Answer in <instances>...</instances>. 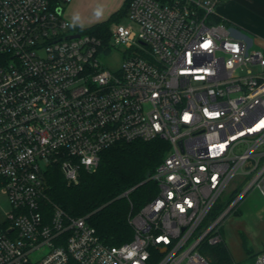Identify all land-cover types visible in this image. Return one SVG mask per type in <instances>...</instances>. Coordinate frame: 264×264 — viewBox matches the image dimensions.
<instances>
[{"label": "built area", "instance_id": "obj_1", "mask_svg": "<svg viewBox=\"0 0 264 264\" xmlns=\"http://www.w3.org/2000/svg\"><path fill=\"white\" fill-rule=\"evenodd\" d=\"M71 2L0 0V264H211L222 222L248 193L264 200V51L219 17L222 0H132L108 40L74 28ZM116 47L111 70L99 56ZM156 139L170 153L129 243L48 199L49 165L77 184L104 150Z\"/></svg>", "mask_w": 264, "mask_h": 264}, {"label": "trees", "instance_id": "obj_2", "mask_svg": "<svg viewBox=\"0 0 264 264\" xmlns=\"http://www.w3.org/2000/svg\"><path fill=\"white\" fill-rule=\"evenodd\" d=\"M131 2L125 0L106 21L84 29L74 28L108 40L111 25L128 16ZM169 150L168 142L162 139L116 144L101 153L96 171L81 170L79 182L71 185L59 164L49 165L44 171L47 197L71 217L85 218L104 243H129L134 237L130 217L158 196L153 175ZM203 253L211 264L233 262L225 241L205 247Z\"/></svg>", "mask_w": 264, "mask_h": 264}, {"label": "rangeland", "instance_id": "obj_3", "mask_svg": "<svg viewBox=\"0 0 264 264\" xmlns=\"http://www.w3.org/2000/svg\"><path fill=\"white\" fill-rule=\"evenodd\" d=\"M123 1L124 0H82L79 13L91 22H97L104 18V20H106L109 19L112 13L121 8ZM216 11L218 13L219 6L216 8ZM121 23L130 24V20L126 17ZM84 25L87 27V24ZM84 25L82 27H84ZM232 27L247 35L253 42L252 47L257 49L255 39L248 32L237 26L232 25ZM125 52L126 49L124 47H116L109 55L101 53L99 58L107 68L116 70L120 68ZM168 153H170V150ZM42 166L45 168L47 167V165L43 164ZM237 194L238 193H234L235 196ZM233 198L234 196H227L223 198V200L229 201ZM11 208L12 205L8 196L5 194L1 195V224L7 221V214L11 211ZM221 230L233 262L238 264H254L256 255L264 251V200L254 191L248 193L237 210L230 213L222 222Z\"/></svg>", "mask_w": 264, "mask_h": 264}, {"label": "crops", "instance_id": "obj_4", "mask_svg": "<svg viewBox=\"0 0 264 264\" xmlns=\"http://www.w3.org/2000/svg\"><path fill=\"white\" fill-rule=\"evenodd\" d=\"M81 2L82 0H72L65 9V16L73 26L84 29L107 20L102 18L97 22L88 21L79 13ZM218 15L230 26H237L248 32L255 39L257 49L264 51V0H223L219 5ZM82 24H87V27H82Z\"/></svg>", "mask_w": 264, "mask_h": 264}]
</instances>
